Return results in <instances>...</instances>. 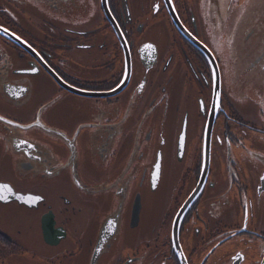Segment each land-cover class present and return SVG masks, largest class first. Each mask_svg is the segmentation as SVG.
<instances>
[{"label":"flooded vegetation","instance_id":"af4514ba","mask_svg":"<svg viewBox=\"0 0 264 264\" xmlns=\"http://www.w3.org/2000/svg\"><path fill=\"white\" fill-rule=\"evenodd\" d=\"M0 117V264H264V0H0Z\"/></svg>","mask_w":264,"mask_h":264},{"label":"snow or ice","instance_id":"6c2138e0","mask_svg":"<svg viewBox=\"0 0 264 264\" xmlns=\"http://www.w3.org/2000/svg\"><path fill=\"white\" fill-rule=\"evenodd\" d=\"M4 118L3 117H0V120H3ZM7 123H11V121H7ZM42 127V125H41ZM0 190H3V191H11V188L7 185V184H3V185H0ZM0 199H6V197L4 196H0ZM35 199H39V197H36Z\"/></svg>","mask_w":264,"mask_h":264}]
</instances>
